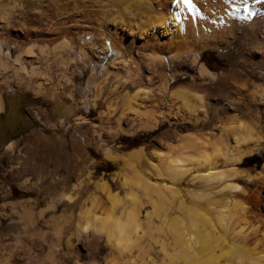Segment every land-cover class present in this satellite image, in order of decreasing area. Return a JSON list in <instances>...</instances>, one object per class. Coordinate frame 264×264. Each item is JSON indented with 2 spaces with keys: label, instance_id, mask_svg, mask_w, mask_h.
Segmentation results:
<instances>
[{
  "label": "bare ground",
  "instance_id": "6f19581e",
  "mask_svg": "<svg viewBox=\"0 0 264 264\" xmlns=\"http://www.w3.org/2000/svg\"><path fill=\"white\" fill-rule=\"evenodd\" d=\"M3 43L18 45L22 51L10 60L8 53H2ZM208 48L224 50L226 69L212 71L201 60L200 52ZM85 63L100 65L105 73L98 79L94 69L84 90L86 98L93 107L106 103L99 113L106 121L119 113L117 129L155 127L158 115H181L199 126L212 123V113L218 119L212 129L219 132H162L159 139L170 135L177 139L173 148L177 150L156 163L144 157L151 173H142L131 160H124V170L116 178L127 187L129 200L119 210L120 196L110 192L108 180L92 179L94 170L86 167L73 186L71 175H56L47 185L36 183V191L50 195L52 204L73 201L69 190L84 181L104 190L109 206L97 209L96 197L90 196L89 205L82 202L79 207L78 230L73 240L68 238L72 251L87 254L86 244L103 235L108 245L126 253L141 245V236L150 227L169 234L170 242L161 239L159 245L172 264H264V164L256 174L233 165L258 147L264 152V0H192L190 6L178 0H0V72L5 83L13 77L21 84L27 81L36 94L82 99V89L74 88L70 74ZM183 75H189L190 81L182 82ZM55 81L57 87L50 93ZM2 106L0 96V110ZM31 113L39 119L41 110L33 107ZM89 126L93 128L89 136L105 141L95 134V125ZM106 129L109 133L110 126ZM30 139L45 156L16 160V174L24 186L30 171H61L69 163L62 156V142L58 146L38 135ZM12 150L13 141L6 151ZM133 156L143 153L137 150ZM106 157L115 155L108 149ZM191 170L197 172L193 179L223 185L219 190L228 194L223 211L235 209L240 242L228 237L223 216L212 214L213 199L207 202L197 194L192 202H185L180 196L184 189L177 178ZM237 175L251 181L253 188L228 179ZM141 196L153 212L162 213L160 223L150 224L147 211H140ZM179 197L187 220L166 214L167 206ZM15 206L31 221L28 204L21 200ZM166 243L171 244L170 251ZM34 251L17 255V263L31 264ZM95 260L92 264L113 261Z\"/></svg>",
  "mask_w": 264,
  "mask_h": 264
},
{
  "label": "rangeland",
  "instance_id": "374dc122",
  "mask_svg": "<svg viewBox=\"0 0 264 264\" xmlns=\"http://www.w3.org/2000/svg\"><path fill=\"white\" fill-rule=\"evenodd\" d=\"M21 51L22 49L18 45L4 43L2 45V53H8L10 60H14L16 55ZM200 54L201 60L206 62L212 71L216 72L228 67L227 60L224 57V50L222 49L208 48L204 52H200ZM95 68L98 79L104 77L105 73L102 66H95L90 63L77 67L74 74H70L74 81V88L81 87L82 89V99L78 97L70 98L65 94H62L63 96L61 97L36 94L34 88L27 81L21 84L18 80L11 77L5 83L2 80L4 78L0 72V96L3 99V108L0 110V264H18L17 255L23 256L25 251L32 253L34 250V255L30 257L33 261L29 259V263L31 262V264H77L76 262L78 261V264H92L94 259H96L95 262L100 263L113 260L112 264L119 261L120 263L122 262L121 264H150V261L151 264H172L169 259L167 260V255H165L167 258L164 256L159 245L161 239H164V243L170 242V239H168L169 234H166L165 230L160 232L150 227L141 236V241H143H140L141 245L139 247H130L129 251L126 252L128 254L116 249L110 242L108 245L103 235H99L98 238L95 236L96 238L86 244V249L89 253L91 252L90 254H88V251L85 254L84 250H80L81 252L77 253L73 252L74 249L72 251L70 248L72 244L68 238L70 237L69 239L73 240L78 230L79 207L82 205V202L89 205L90 196H95L97 202H100L99 204L97 203L99 206L96 205L97 209L100 206H109V200L104 190L94 186L93 183H86L84 181L81 186H75L69 190L75 196L74 200L76 201L67 202L63 199L62 201H57L55 204L51 203L50 195L36 191V187H38L36 183L39 184L41 182L47 185L56 175L65 178L71 175L73 183L71 182L72 184H70L73 186V184L77 183L78 173L85 171L86 168L88 170L92 169L94 170L92 179L97 180L101 176H104L108 180L107 185L108 187L110 186V192L112 194L115 192L117 197L120 196V201L117 204L118 206H116V210H119L121 206L127 205L129 200L127 187L119 184L116 178L117 173L124 170V160H131L137 168L139 167L138 169L142 173L143 171L144 173H151L144 157L156 163L158 159L165 158L177 150V148L173 149L177 144V139L171 135L159 139L158 137L162 132L169 134L174 131L181 133L195 131L201 134L202 131L211 130L214 124L218 123V119L214 118L212 113H210L212 123H201L199 126H194L192 122L183 120L181 115H174L172 117L158 115L155 127L139 128L133 130V132L117 129V117L119 113L110 116L109 121L102 119L99 113L100 110L106 109V103L101 102L97 107H93V101L86 98L84 93L88 79ZM180 80L188 82L190 81V76L183 75ZM55 87H57L56 81L49 92L51 93ZM33 107H38L41 110L39 119L31 113ZM80 115H83L85 118L78 119ZM79 124L81 125L77 128L76 125ZM89 124L96 126L97 132L95 134H101L104 137L102 138L105 139V141L103 140L104 142L102 140L98 141L91 137V135L89 136V133H92L91 129H93L90 128ZM122 125L127 127L123 123ZM109 126L110 132L108 133L106 127ZM113 129H117V131ZM212 130H215V133L219 132V130L214 128ZM86 131L88 132L85 133ZM32 135H38L44 141L58 146V142H62V156L63 158H67L65 160L69 163L61 171H56L53 168L49 169L50 173L47 170H41V172L30 171L27 173L28 184L26 185L31 187L29 189L18 178L16 174L18 167L14 163L17 159L25 162L30 157L45 156V151L37 147L35 142H31L30 137ZM11 141L14 142V150L7 152V144ZM108 149L110 153L115 155L114 158L106 157ZM137 150L142 151L143 156H140L141 158L133 156V153ZM258 160H260L259 164H257ZM263 164L264 152L261 147H258L249 153L243 154L233 165L245 173L256 174L262 170ZM227 167L230 166L227 165ZM195 173H197L196 170H191L185 172L181 178H177L179 186L184 189L180 190V196H183L185 202L190 201V199L192 202L193 197L197 194L205 196L207 202L213 199L209 203L212 207V214L213 212L215 215L217 213L221 214L224 218V228L228 237L233 238L235 242H240L242 234L238 233L240 222L236 220L235 209L231 210L227 207L230 210L223 211L226 209L223 206L228 197L225 191L219 190L223 185L218 184L214 180L203 182L200 179H193ZM228 179L240 185H246L248 188H253V184L250 183L251 181L243 176L237 175ZM42 180L47 181L43 182ZM32 182L35 184L31 185ZM141 198L140 211L142 213L147 211L150 224L160 223L162 213L153 212L151 204L144 197L141 196ZM179 199L180 197L176 198L174 203H170L167 206L166 214L167 216L176 215L178 218H185L187 216L185 218L187 220L188 213L179 207L177 203ZM21 200L30 206V210L28 211L31 221L27 219L29 220L27 222L22 217L23 210L21 207H14V203ZM139 214L142 217L141 213ZM167 243L165 247L170 251L171 244L168 245ZM83 253L88 257H85Z\"/></svg>",
  "mask_w": 264,
  "mask_h": 264
},
{
  "label": "snow or ice",
  "instance_id": "6c2138e0",
  "mask_svg": "<svg viewBox=\"0 0 264 264\" xmlns=\"http://www.w3.org/2000/svg\"><path fill=\"white\" fill-rule=\"evenodd\" d=\"M192 0H178V4L180 5H191Z\"/></svg>",
  "mask_w": 264,
  "mask_h": 264
},
{
  "label": "trees",
  "instance_id": "16d2710c",
  "mask_svg": "<svg viewBox=\"0 0 264 264\" xmlns=\"http://www.w3.org/2000/svg\"><path fill=\"white\" fill-rule=\"evenodd\" d=\"M252 156H253V155H252ZM252 156H251V157H252ZM252 161H254V160H252ZM259 162H260V160L257 161V164H259Z\"/></svg>",
  "mask_w": 264,
  "mask_h": 264
},
{
  "label": "crops",
  "instance_id": "0c3cea01",
  "mask_svg": "<svg viewBox=\"0 0 264 264\" xmlns=\"http://www.w3.org/2000/svg\"><path fill=\"white\" fill-rule=\"evenodd\" d=\"M2 108H3V106H2Z\"/></svg>",
  "mask_w": 264,
  "mask_h": 264
}]
</instances>
